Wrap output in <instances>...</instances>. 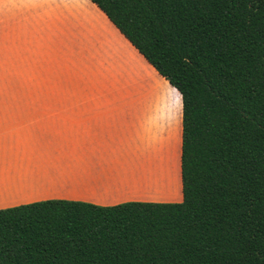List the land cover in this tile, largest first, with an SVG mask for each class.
<instances>
[{
  "label": "trees",
  "instance_id": "trees-1",
  "mask_svg": "<svg viewBox=\"0 0 264 264\" xmlns=\"http://www.w3.org/2000/svg\"><path fill=\"white\" fill-rule=\"evenodd\" d=\"M181 97V203L0 210V264H264V0H86Z\"/></svg>",
  "mask_w": 264,
  "mask_h": 264
},
{
  "label": "crops",
  "instance_id": "crops-1",
  "mask_svg": "<svg viewBox=\"0 0 264 264\" xmlns=\"http://www.w3.org/2000/svg\"><path fill=\"white\" fill-rule=\"evenodd\" d=\"M129 57L138 83H124L126 100L0 103V210L49 200L181 203V97L141 55Z\"/></svg>",
  "mask_w": 264,
  "mask_h": 264
},
{
  "label": "rangeland",
  "instance_id": "rangeland-1",
  "mask_svg": "<svg viewBox=\"0 0 264 264\" xmlns=\"http://www.w3.org/2000/svg\"><path fill=\"white\" fill-rule=\"evenodd\" d=\"M129 55L139 54L86 0H0V103L126 100L138 83Z\"/></svg>",
  "mask_w": 264,
  "mask_h": 264
}]
</instances>
